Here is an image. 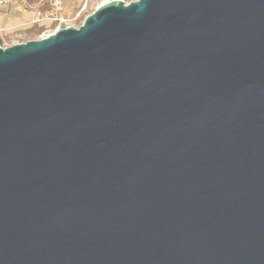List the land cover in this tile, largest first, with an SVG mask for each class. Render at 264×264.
Wrapping results in <instances>:
<instances>
[{"label": "water", "instance_id": "95a60500", "mask_svg": "<svg viewBox=\"0 0 264 264\" xmlns=\"http://www.w3.org/2000/svg\"><path fill=\"white\" fill-rule=\"evenodd\" d=\"M0 264H264V0L0 47Z\"/></svg>", "mask_w": 264, "mask_h": 264}, {"label": "rangeland", "instance_id": "374dc122", "mask_svg": "<svg viewBox=\"0 0 264 264\" xmlns=\"http://www.w3.org/2000/svg\"><path fill=\"white\" fill-rule=\"evenodd\" d=\"M103 1L107 0H0V46L38 39L58 26L78 27Z\"/></svg>", "mask_w": 264, "mask_h": 264}, {"label": "built area", "instance_id": "2783aa9c", "mask_svg": "<svg viewBox=\"0 0 264 264\" xmlns=\"http://www.w3.org/2000/svg\"><path fill=\"white\" fill-rule=\"evenodd\" d=\"M107 1H109V0H107ZM103 2H106V1H103ZM60 28H63V27H60ZM57 29H59V26H58L57 28H55V30H57ZM55 30H54V31H55ZM54 31H53V32H54ZM53 32H52V33H53ZM48 34H50V33H48ZM48 34H42V35L39 36V38H43V37L47 36ZM0 47H1V46H0Z\"/></svg>", "mask_w": 264, "mask_h": 264}, {"label": "crops", "instance_id": "0c3cea01", "mask_svg": "<svg viewBox=\"0 0 264 264\" xmlns=\"http://www.w3.org/2000/svg\"><path fill=\"white\" fill-rule=\"evenodd\" d=\"M15 9H16V10H19V6H18V7H14V10H15Z\"/></svg>", "mask_w": 264, "mask_h": 264}]
</instances>
